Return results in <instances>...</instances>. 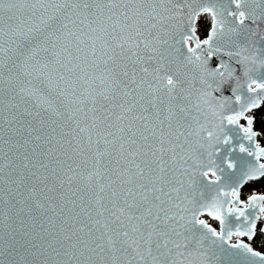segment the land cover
I'll return each instance as SVG.
<instances>
[{
	"label": "snow or ice",
	"instance_id": "snow-or-ice-1",
	"mask_svg": "<svg viewBox=\"0 0 264 264\" xmlns=\"http://www.w3.org/2000/svg\"><path fill=\"white\" fill-rule=\"evenodd\" d=\"M262 45L264 0H0V264H264Z\"/></svg>",
	"mask_w": 264,
	"mask_h": 264
},
{
	"label": "water",
	"instance_id": "water-1",
	"mask_svg": "<svg viewBox=\"0 0 264 264\" xmlns=\"http://www.w3.org/2000/svg\"><path fill=\"white\" fill-rule=\"evenodd\" d=\"M262 46H264V45H262ZM154 251V254H155V250H153ZM145 258L146 259H149V257H147V255L145 254Z\"/></svg>",
	"mask_w": 264,
	"mask_h": 264
}]
</instances>
